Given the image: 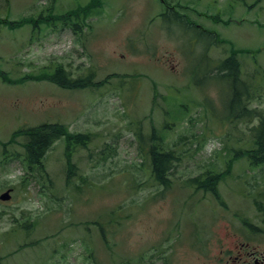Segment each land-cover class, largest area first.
<instances>
[{"label":"rangeland","instance_id":"374dc122","mask_svg":"<svg viewBox=\"0 0 264 264\" xmlns=\"http://www.w3.org/2000/svg\"><path fill=\"white\" fill-rule=\"evenodd\" d=\"M88 1L0 0V20H30L0 23L1 73L16 81L49 62L46 73L62 63L94 77L71 90L0 77V195L13 189L0 199V264H217L228 234L264 255V166L238 156L264 114V0H102L77 13L82 31L67 27L76 14H62ZM230 49L247 85L235 96L216 71ZM46 123L88 143L62 138L31 171L17 132ZM154 135L177 159L168 187L152 176ZM204 172L224 174L217 194L187 186Z\"/></svg>","mask_w":264,"mask_h":264},{"label":"trees","instance_id":"16d2710c","mask_svg":"<svg viewBox=\"0 0 264 264\" xmlns=\"http://www.w3.org/2000/svg\"><path fill=\"white\" fill-rule=\"evenodd\" d=\"M101 2L102 0H92L91 4L88 7L89 11L97 12V10L95 9H100ZM0 23L9 24L11 26H15L17 24V22L8 21V19L0 20ZM217 70L219 72L224 71L223 74H219L228 79V89L230 95H237V88L239 87L238 84H241V86L244 87L243 90L245 92L247 91V85L244 83V81L241 80L239 74L241 71V63L238 59L237 51L233 49L230 50L229 56H227V58L222 61V65L220 67H217ZM26 80H48L63 88L69 89H78L86 86L82 79H72L61 65L57 66L53 73L46 74L45 72H43L37 75L30 74L26 78L22 79V81ZM241 97L242 95H239L235 100L238 105ZM241 103L242 112H246V105L243 104V98L241 99ZM254 117L255 114H253V118ZM258 118V124L253 127L252 130L254 135L253 148L246 151H241L238 156H246L248 157L251 166L261 167L264 166V114H260ZM19 134L27 139L24 144L26 150L25 160L28 166L32 169H34L33 167L36 166H40V169L44 167L43 158L49 148L58 139L65 138L67 143L78 142L85 146V144L88 142L89 137L84 134H71L66 126L58 123L43 124L35 128L20 131ZM163 141V138L159 135H154V137H152V144L149 148V157L152 167V175L154 176L156 182L169 186V172L174 166L173 162L177 159L176 156H174L173 149H165L163 143H160ZM220 178V174L215 175L210 174V172H204L194 177L193 179H190L189 182L191 185L196 186L205 192H213L214 194H217V187Z\"/></svg>","mask_w":264,"mask_h":264},{"label":"flooded vegetation","instance_id":"af4514ba","mask_svg":"<svg viewBox=\"0 0 264 264\" xmlns=\"http://www.w3.org/2000/svg\"><path fill=\"white\" fill-rule=\"evenodd\" d=\"M230 242L231 248L223 249L217 264H264V255H260L255 248H250V243L240 242L234 234ZM223 245V243H222Z\"/></svg>","mask_w":264,"mask_h":264},{"label":"water","instance_id":"95a60500","mask_svg":"<svg viewBox=\"0 0 264 264\" xmlns=\"http://www.w3.org/2000/svg\"><path fill=\"white\" fill-rule=\"evenodd\" d=\"M1 200H9L10 199V191L5 192L0 196Z\"/></svg>","mask_w":264,"mask_h":264},{"label":"crops","instance_id":"0c3cea01","mask_svg":"<svg viewBox=\"0 0 264 264\" xmlns=\"http://www.w3.org/2000/svg\"><path fill=\"white\" fill-rule=\"evenodd\" d=\"M254 3H255V1H254Z\"/></svg>","mask_w":264,"mask_h":264}]
</instances>
